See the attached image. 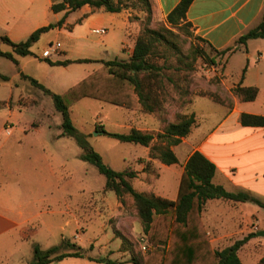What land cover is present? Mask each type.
I'll list each match as a JSON object with an SVG mask.
<instances>
[{
    "label": "crops",
    "instance_id": "1",
    "mask_svg": "<svg viewBox=\"0 0 264 264\" xmlns=\"http://www.w3.org/2000/svg\"><path fill=\"white\" fill-rule=\"evenodd\" d=\"M62 1L0 0V31L4 33V36H0V42L2 37H8L15 43L25 42L37 30L57 24L65 17L66 12L54 13L52 7ZM152 1L155 15L167 19L182 0ZM263 14L264 0H194L187 12L186 22L191 25L195 35L206 48L219 52L233 49L221 57L224 62L225 87L230 91L239 86L257 88L259 95L253 102H243L234 98L232 107L218 104L206 97L195 99L189 117L194 116L196 124L190 135L181 138L178 145H170L167 139L162 138L169 124H166L162 114L149 104L147 96L139 110L125 109L129 113L126 120L109 122V127L113 129L111 133L129 134L132 130H138L154 137L149 147L137 145L139 147H136L132 159L124 160L126 168L135 167L138 172L134 182L138 192L150 197L176 201L186 165L194 153L200 152L217 167L213 180L215 185L222 186L230 193L247 194L264 204V128L246 127L241 123L244 114L264 116V39L250 40L246 45L238 44L243 35L260 24ZM50 17H54L53 23L49 21ZM132 17L129 9H124L121 13H110L105 10L93 12L90 6H85L70 14L63 28L56 30L60 33L68 31L70 35H74L78 28L81 33L87 28L92 34L94 30L106 29L108 39L102 44L101 50L104 53L122 52L127 58L117 60H129L141 32L140 25ZM79 38L84 39L82 35ZM48 50L43 49L42 56L38 59L41 64H47L42 61L45 58L53 62L92 60L84 57L68 58L70 51L64 50L63 47V54H56L59 56L58 59L52 60V56H44ZM15 57L19 66L14 65L21 76L20 71L23 72V68H20L21 62L18 59L20 56ZM35 60L37 59L34 58ZM34 61H28L27 64ZM98 64L94 72L103 66L101 63ZM47 65L49 68L69 69L83 64H72L67 67ZM44 69L50 73V69ZM18 85L11 77L9 82H0V87L7 89L6 94H0V119L7 117L6 124L23 114V110L17 105L20 96L16 95L15 89L19 87ZM45 85L51 90V86L46 83ZM70 89L64 92L51 91L61 95ZM87 99L89 98L80 102ZM102 118H98L95 123V130L100 124L107 130ZM39 129L40 126H35L34 132L41 133ZM61 134L62 130L57 136L59 141L69 139L61 137ZM2 135L0 132V264H12L11 256L6 254L8 247L19 246L32 236H41L40 232H43V229H52L56 223L52 215L57 212L50 210L52 205L59 207L60 211L57 213L62 217L67 215L78 217L79 214L80 218L91 219L90 229L94 236L87 251L89 257L108 258L115 262L130 259L129 253L121 251L122 240L116 237L113 230L108 232L109 220L119 218L125 213V208L116 194L111 195L103 189L101 196L93 195L91 199L85 200L82 195L79 196L75 206H72L68 200L72 198L68 188L74 186L72 184L74 174L68 167L69 158L52 152L51 149L47 151L45 147L49 148V143L35 145L38 151L27 155L21 154L20 157V153L14 154L10 151V146L13 150L27 135L22 139H16L12 144L3 140ZM159 138L167 141L159 142ZM156 147L169 148L177 157L178 163L166 165L153 158L151 152ZM81 154L75 158L80 159ZM23 190L29 200L17 198V194ZM83 192L81 185L78 193ZM203 221L216 250L222 251L236 242L251 237L238 255L243 264L245 255L248 256V261L251 259L253 261V258L257 257L252 264H260L264 258V236H260V233H264V208L249 202L210 200L204 209ZM254 227H258L259 230L255 231ZM105 245L107 247L102 249ZM97 249L105 256L93 255ZM153 251L157 250L150 252ZM59 264L102 263L68 258Z\"/></svg>",
    "mask_w": 264,
    "mask_h": 264
},
{
    "label": "rangeland",
    "instance_id": "2",
    "mask_svg": "<svg viewBox=\"0 0 264 264\" xmlns=\"http://www.w3.org/2000/svg\"><path fill=\"white\" fill-rule=\"evenodd\" d=\"M124 5H126V9L131 10L132 19L140 25V35H144L147 27L158 33L150 62L156 65L159 71L154 72L145 81L149 96L148 102L162 114L166 124L177 122L183 117H189L194 100L199 97L209 98L227 107L233 106L234 98L240 99L235 94L236 88L230 91L223 84L225 79L223 59L203 45L190 24L182 23L178 27H173L167 19L149 15L145 5L138 0H125ZM49 21L53 23L54 17H50ZM80 35L84 39L80 40ZM0 36H4L2 31H0ZM107 39L106 35L92 34L87 28H84L82 33L78 28L74 35H70L68 31L60 33L56 29L50 30L44 33L41 39L32 47L34 57H18L21 62L20 68H23L25 75L34 78L45 87H47L46 83L51 86V90L64 92V90L72 88L94 72L99 64L93 62L75 65L69 69L49 68L47 64H41L38 60L42 56L43 49H51L52 45L60 44L64 50L70 51L68 58L84 57L93 61L99 59L109 61L126 59L127 56L122 52L104 53L101 50L102 44ZM0 51L13 53V49L2 42H0ZM58 54L62 55L63 50ZM58 57V55L53 54L51 58L54 60ZM34 58L37 60L34 61ZM28 61L34 62L27 64ZM44 68L50 69V73ZM0 72L13 78L15 84H19V87L15 89L16 95L20 96L17 105L23 110L20 117L13 119L8 124L5 123L7 117L0 119L2 138L12 144L16 142V139H22L27 135L19 146L16 144L13 150L10 146V151L14 154L20 153L19 156L21 157V154L27 155L30 152L38 151L35 145L49 143L50 147H45L47 151L51 149L52 152L69 158L68 167L72 169L74 174L72 183L74 186L68 188L69 193L72 195V198L68 200L71 201L72 206H75L77 198L81 195L85 200L91 199L93 195L99 196L100 194L101 196L106 185L105 177L94 166L75 158L76 155L82 153V150L74 140L64 139L59 141L57 139L62 130L63 119L62 115L56 110L51 97L33 87L29 81L24 80L18 75L14 63L2 57H0ZM6 91L7 89L0 87V94H6ZM128 115L127 110L123 108H117L92 99L84 100L71 109V118L79 134L85 136L90 146L103 156L107 165L116 171L125 170L127 165L124 160H131L137 149L136 147L139 146L121 143L101 131L98 132L97 129L103 127L102 124L98 125L96 130L94 125L98 118L103 117L102 122L105 124L107 131L113 132V129L109 127V122L124 121L128 118ZM35 126H40L41 133L36 134L34 132ZM121 132L124 133L125 131ZM161 141L165 142L167 140L159 138V142ZM132 168L135 169V167ZM81 185L84 192L78 193ZM110 194L116 196L113 192H110ZM17 198L26 200L27 193L23 190L17 194ZM124 208L125 213L123 215L109 220L107 224L111 231L109 229L108 232L113 230L117 238L127 237L132 241L131 248L133 251L136 254L145 255L149 253L144 252L142 249L147 241V236L130 197L125 198ZM50 210L60 211L59 207L55 205H52ZM57 212L52 215L56 222L52 229H43L44 231L40 232L41 236H32L31 239L19 246L7 248L6 254L11 256L12 264H29L34 257L35 245H40L43 250H48L60 246L65 240H69L82 249L89 251L91 239L94 236L92 229H90L91 219L89 220L87 217L80 218L79 214L78 217L74 215L62 217ZM106 247L107 245L102 246V249ZM158 251H163V249ZM93 255L105 256L98 249ZM247 258L248 256L245 255L244 264H252L257 257H254L253 261L252 259L248 261ZM130 261L131 258L116 263L129 264Z\"/></svg>",
    "mask_w": 264,
    "mask_h": 264
},
{
    "label": "trees",
    "instance_id": "3",
    "mask_svg": "<svg viewBox=\"0 0 264 264\" xmlns=\"http://www.w3.org/2000/svg\"><path fill=\"white\" fill-rule=\"evenodd\" d=\"M138 1L145 5L149 15L156 16L152 0ZM193 2L194 0H182L168 16L169 24L178 27L182 23H187V12ZM124 4L125 0H63L52 7L54 13L66 12L65 17L60 22L37 30L25 42L15 43L8 37H2L1 41L10 46L13 53L0 51V57L8 59L19 66L15 56H34L31 51L34 44L41 39L44 33L63 28L70 14L81 10L85 6H90L93 12L105 10L110 13H121L126 9ZM156 36H158V33L147 27L144 35L139 36L134 53L129 60L92 61L86 59L53 62L48 58L42 59L50 66L59 67L93 62L103 64L101 69L61 95L53 93L22 71H20V74L33 87L51 97L56 110L62 115L61 137L74 140L82 150L80 159L94 166L105 177V191L114 192L123 206L126 197L133 200L148 243L155 247H164L163 251L157 250L145 255L136 254L131 248L132 241L130 239L125 236L118 237L123 242L122 251L130 255L131 264H243L238 253L251 237L236 242L233 246L222 251L214 249L203 221V212L210 200L223 199L241 203L249 202L264 208L263 203L247 194L230 193L222 186L215 185L213 180L217 173V167L200 152L194 153L186 165L176 201L150 197L140 193L134 187V180L138 177V172L132 167H128L123 171H116L107 165L103 156L90 146L86 137L79 134L72 121L71 108L86 98L127 110H139L146 96L149 98L146 78L159 71L158 67L150 62L157 40ZM257 39H264V14L260 24L243 35L238 40V44L246 45L248 41ZM211 50L221 58L233 49L222 52ZM9 81V76L0 73L1 83ZM235 94L243 102H253L259 95V89L239 86L235 89ZM241 123L246 127L264 128V116L244 114L241 117ZM195 124L196 119L194 116L183 117L177 122L170 123L162 138L167 139L170 145H178L181 143V138L190 135ZM97 131H101L121 143L144 147H149L154 140L152 135L138 130H132L129 134H118L108 132L104 127H100ZM151 156L166 165L178 163L177 157L169 148H153ZM68 258L88 259L102 264H117L108 258L89 257L87 251L69 240H65L60 246L48 250H43L39 245H35L34 257L29 264H53ZM260 264H264V258Z\"/></svg>",
    "mask_w": 264,
    "mask_h": 264
},
{
    "label": "built area",
    "instance_id": "4",
    "mask_svg": "<svg viewBox=\"0 0 264 264\" xmlns=\"http://www.w3.org/2000/svg\"><path fill=\"white\" fill-rule=\"evenodd\" d=\"M94 34L96 35H106L107 34V30L106 29H99V30H94L93 31ZM62 50V47L60 44L57 45H52L51 49H49L48 51H46L44 53L45 57H51L53 54H58L60 51ZM10 130V128H9ZM255 231H258L259 228L258 227H254ZM143 251L144 252H150L151 250H160V249H164V247H155L153 245H150L147 241L145 242V244L143 245Z\"/></svg>",
    "mask_w": 264,
    "mask_h": 264
},
{
    "label": "water",
    "instance_id": "5",
    "mask_svg": "<svg viewBox=\"0 0 264 264\" xmlns=\"http://www.w3.org/2000/svg\"><path fill=\"white\" fill-rule=\"evenodd\" d=\"M260 236H264V233H260Z\"/></svg>",
    "mask_w": 264,
    "mask_h": 264
}]
</instances>
